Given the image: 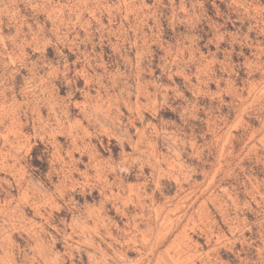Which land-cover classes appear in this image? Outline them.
I'll return each instance as SVG.
<instances>
[{
    "label": "rangeland",
    "instance_id": "1",
    "mask_svg": "<svg viewBox=\"0 0 264 264\" xmlns=\"http://www.w3.org/2000/svg\"><path fill=\"white\" fill-rule=\"evenodd\" d=\"M3 130L2 259L264 264V0H0Z\"/></svg>",
    "mask_w": 264,
    "mask_h": 264
},
{
    "label": "crops",
    "instance_id": "2",
    "mask_svg": "<svg viewBox=\"0 0 264 264\" xmlns=\"http://www.w3.org/2000/svg\"><path fill=\"white\" fill-rule=\"evenodd\" d=\"M3 119V118H2ZM5 138V130H3L2 132H0V139ZM0 153H4V146L3 143L0 146ZM4 257V255L0 256V263L1 264H20L17 263L14 258L13 255L11 253H8L7 250H5V259H2Z\"/></svg>",
    "mask_w": 264,
    "mask_h": 264
}]
</instances>
